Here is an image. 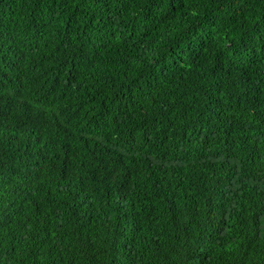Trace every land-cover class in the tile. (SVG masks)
I'll return each mask as SVG.
<instances>
[{
  "label": "trees",
  "instance_id": "16d2710c",
  "mask_svg": "<svg viewBox=\"0 0 264 264\" xmlns=\"http://www.w3.org/2000/svg\"><path fill=\"white\" fill-rule=\"evenodd\" d=\"M0 264H264V0H0Z\"/></svg>",
  "mask_w": 264,
  "mask_h": 264
}]
</instances>
